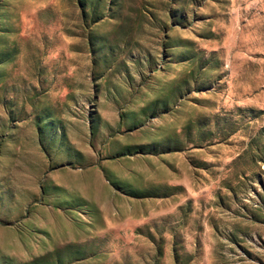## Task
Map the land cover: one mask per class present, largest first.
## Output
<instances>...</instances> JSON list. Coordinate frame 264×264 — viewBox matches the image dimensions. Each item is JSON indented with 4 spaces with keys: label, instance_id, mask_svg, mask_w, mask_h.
<instances>
[{
    "label": "rangeland",
    "instance_id": "374dc122",
    "mask_svg": "<svg viewBox=\"0 0 264 264\" xmlns=\"http://www.w3.org/2000/svg\"><path fill=\"white\" fill-rule=\"evenodd\" d=\"M0 264H264V0H0Z\"/></svg>",
    "mask_w": 264,
    "mask_h": 264
},
{
    "label": "trees",
    "instance_id": "16d2710c",
    "mask_svg": "<svg viewBox=\"0 0 264 264\" xmlns=\"http://www.w3.org/2000/svg\"><path fill=\"white\" fill-rule=\"evenodd\" d=\"M84 6V5H83Z\"/></svg>",
    "mask_w": 264,
    "mask_h": 264
}]
</instances>
